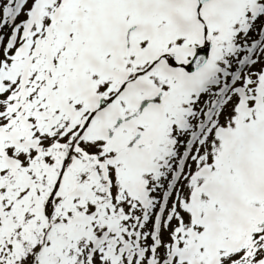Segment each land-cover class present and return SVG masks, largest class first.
<instances>
[{"label": "rangeland", "instance_id": "rangeland-1", "mask_svg": "<svg viewBox=\"0 0 264 264\" xmlns=\"http://www.w3.org/2000/svg\"><path fill=\"white\" fill-rule=\"evenodd\" d=\"M0 257L264 264V0H0Z\"/></svg>", "mask_w": 264, "mask_h": 264}, {"label": "water", "instance_id": "water-1", "mask_svg": "<svg viewBox=\"0 0 264 264\" xmlns=\"http://www.w3.org/2000/svg\"><path fill=\"white\" fill-rule=\"evenodd\" d=\"M196 1H197L199 6H202V5L210 2L211 0H196ZM194 60H193L194 63L192 65L193 67L191 68L192 71H196V70L200 69L203 66V64H204V56L202 54L197 55ZM100 102H101L100 106L103 107L104 103H102V101H100Z\"/></svg>", "mask_w": 264, "mask_h": 264}]
</instances>
